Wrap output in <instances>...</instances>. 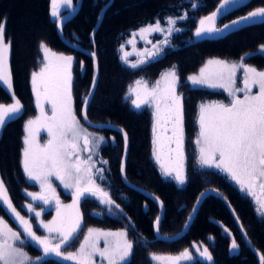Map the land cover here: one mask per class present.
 Returning a JSON list of instances; mask_svg holds the SVG:
<instances>
[{
	"label": "trees",
	"instance_id": "16d2710c",
	"mask_svg": "<svg viewBox=\"0 0 264 264\" xmlns=\"http://www.w3.org/2000/svg\"><path fill=\"white\" fill-rule=\"evenodd\" d=\"M191 1H196L198 7L193 9ZM220 3L221 0H82L76 16L63 28V37L67 41L86 50L80 52L63 43L58 23L51 17V0H0V21H6L5 40L11 42L12 94L22 105L21 113L1 130L0 178L21 215L22 205L27 201L26 192L34 187L29 184L21 161L25 123L37 113L31 74L39 65L41 44H44L56 53L73 57L74 111L89 132L107 140L100 147L99 154L107 161L105 174L113 200L120 205L122 212L121 218L110 214L97 216L94 213L99 208L97 201L86 198L80 206L82 227L103 230L127 227L134 242L128 264H153L150 259L153 253L178 256L185 250L193 257L185 264H260L253 249L264 255V218L258 214L253 200L242 194L219 170L199 168L195 158L198 104L204 100H221L225 95L219 91L191 88L187 78L212 57L226 60L244 57L247 64L264 71V54L258 51L264 45V23L246 27L216 41L195 36L199 21ZM261 7H264V0H252L220 24ZM180 16H186L183 20L178 19L175 25L181 30L171 34L170 46L165 48L162 56L135 69L120 60L121 42L132 31L155 23L157 19L165 24L168 17ZM173 66L179 77L177 92L182 95L183 103L187 178L183 185L165 177L153 159L151 112L134 110L126 99L134 80H155ZM86 96L89 101L87 121L81 116ZM11 102V94L0 86V104ZM201 193L205 195L201 197ZM62 197L69 201L63 192ZM193 214L195 217L184 237L177 241L161 238L179 235ZM161 215L157 234L154 222ZM0 217L12 229L19 230L3 208H0ZM82 231L66 249L77 245L74 242ZM233 240L238 245L235 250L231 249ZM22 247L33 257L41 255L30 244ZM204 248L208 249L211 261L201 258L200 252ZM46 261L66 264L55 259Z\"/></svg>",
	"mask_w": 264,
	"mask_h": 264
},
{
	"label": "snow or ice",
	"instance_id": "6c2138e0",
	"mask_svg": "<svg viewBox=\"0 0 264 264\" xmlns=\"http://www.w3.org/2000/svg\"><path fill=\"white\" fill-rule=\"evenodd\" d=\"M51 3L52 17L62 21L57 7L58 0H51ZM59 3L61 6H70L72 0H59ZM241 6H245L244 0H221L220 5L210 16L199 21L195 36L223 33L240 25L264 23V7H261L232 21L229 25H224L223 28L215 26L220 16ZM192 7L196 8L198 4L193 3ZM185 18L186 16L168 17L167 29L161 27V22L157 19L155 24H149L140 28L138 33H133V36L141 35L142 39H145L143 35L145 33L151 35L166 32V36L158 44L153 45L154 50H145L142 53L145 58L131 63L130 66L136 68L160 55L163 52L162 46L169 44L168 37L174 31L181 30L175 27L177 20ZM5 26L6 21H0V86L11 90V73L7 68L11 42L5 41ZM128 43L132 41L129 40ZM41 48L46 63L39 73H32L33 92L36 95L39 115L25 123V132L28 135L24 139L22 161L26 176L39 184L40 191L27 193L33 203L26 205L28 213L32 214L26 218L13 205L3 180H0V208L15 220L20 229L13 230L3 217H0V264H50L46 261L49 257L61 261H74L75 264H128L134 242L128 239L127 230L106 232L88 228L76 251L65 250L70 241L81 231L82 216L79 204L82 199L94 197L100 204L115 205L116 208L120 205L116 204L109 193L96 183L97 178L103 179L104 169L96 168L93 154L104 138L94 137L89 133L80 123L73 109V57L57 55L44 44H41ZM258 51L264 52V45H261ZM92 55L95 56V53ZM128 55L129 53H125L122 57L125 62ZM243 60L244 57H241L239 63L209 60L205 67L200 69L199 75L188 77L192 85L223 89L230 98L228 103L211 102L199 105L198 131L194 143L201 167L215 168L224 173L239 186L241 192L253 198L258 205V214L264 217V71L245 65ZM80 63L83 66V62ZM210 65H216L217 70L208 72ZM240 70L243 71L240 80L242 87L237 86V72ZM178 85L179 77L173 66L172 69L162 73L161 78L151 86L142 79L135 81L134 86H129L126 99H130L135 109L144 106L154 108L153 116L156 122L153 126L154 134L156 124L163 123L166 131L167 126H171V135L166 137L170 153L168 162L161 163V155L155 147L153 155L157 162L161 163L162 174L183 185L187 179L184 174V115L182 95L177 92ZM94 86L95 79H93ZM254 88L258 90L254 92ZM12 99L14 102L11 104H0V129L21 112L22 105L18 99H15L14 93ZM88 102L86 96L82 102L84 107L81 109V116L85 121H87ZM46 105L49 106L48 112L45 111ZM41 130L46 131L48 136L42 145L37 144L35 140L36 134ZM124 139L127 146L126 133ZM153 144H156V139L153 140ZM172 144L175 145L174 148L171 147ZM83 153L89 154L85 157ZM173 153L174 156L171 155ZM100 163L106 164L107 161ZM121 171L123 172V168ZM53 179L65 190L70 191L71 204L61 203L56 187L53 186ZM204 195L205 193H201V197ZM37 201L43 205L39 211L36 210L34 203ZM53 206L56 215L45 222L42 213L46 208ZM33 219L36 226L43 229L44 234H37L34 230ZM154 223L159 234L160 218L157 217ZM28 241L39 248L41 255L33 258L23 250L22 246ZM101 242H103L102 247ZM237 247L233 240L231 249L235 250ZM200 255L208 261L212 260L207 248H204ZM150 259L157 264L161 262L176 264L181 259L191 260L193 257L188 250H185L176 257H164L153 253ZM259 259L260 264H264V255H260Z\"/></svg>",
	"mask_w": 264,
	"mask_h": 264
},
{
	"label": "rangeland",
	"instance_id": "374dc122",
	"mask_svg": "<svg viewBox=\"0 0 264 264\" xmlns=\"http://www.w3.org/2000/svg\"><path fill=\"white\" fill-rule=\"evenodd\" d=\"M193 3H197V2H196V1H191V6L193 5ZM75 5H76V3H75L74 0H72V3H71L70 6H61V5H60V6L58 7V11H59V13H60V17L63 19V18H66V16H69V15L74 11V9H75ZM192 8H193V7H192ZM193 9H195V8H193ZM51 17H52V15H51ZM52 19H53L55 22H57L58 24H59V22L61 21V19H59V18H54V17H52ZM58 24H57V25H58ZM152 24H155V23H152ZM148 25H149V24H148ZM146 26H147V25H143L142 27H146ZM142 27H140V28H142ZM161 27L167 29V27H168L167 21L165 22V24H162V23H161ZM140 28H138V29L135 30V31H132V32L128 35V37L124 38V39L122 40L121 45H120V48H119V56H120V60H121L124 64L128 65V67H131V66H130L131 63H135V62H137L139 59L145 58L144 56H142V53H144L145 50H154V49H153V45H154V44H158V42H159V41H162V40L165 38V36H166V32H165V33H152L151 35L145 33V34H143V35L145 36V39H142V38H141V35H135V36H133V33H138V31H139ZM168 39H169V37H168ZM129 40H131L132 43H128ZM5 41H6V40H5ZM148 41H151V43H148ZM6 42H7V41H6ZM169 42H170V41H169ZM169 44H170V43H169ZM169 44H168V45H164V46H162V47H163V52H162L160 55H158L156 58H154V59H150V60H147L146 63L141 64L140 66H138V67H136V68L142 67V66H144L145 64H147L148 62H150V61H152V60H155V59H157L158 57L162 56V55L164 54V52H165V48H166L167 46H170ZM74 45H75V44H74ZM122 45H123V48H121ZM47 48H48V47H47ZM50 50H51V49H50ZM10 51H11V49L9 50V53H8V59H7V68H8L9 71H10ZM51 52H54V51L51 50ZM259 52H260V51H259ZM54 53H56V52H54ZM125 53H129V55L127 56V62H125V60L122 59V57L124 56ZM260 53H263V54H264V52H260ZM41 54H42V55H41V59L39 60V65H38V67H37L33 72L39 73L40 70L44 67V65H45V63H46L45 58H44L45 54H44V51H43L42 48H41ZM56 54H57V55H61V54H62V55L70 56V55L63 54V53H56ZM209 60H222V61H227V62H229V63H239V62H241V60H226V59H221V58L212 57V58L207 59V60L204 62V64L198 69V71H196L194 74H192V75H190V76H193V75H199V73H200V69L203 68V67H205V65L207 64V62H208ZM73 63H74V62H73ZM243 63H244L245 65H247V66L253 67V66H251L250 64H247V63H246L245 58H244V60H243ZM131 68H132V67H131ZM254 68H255V67H254ZM134 69H135V68H134ZM169 69H172V68H168V69L164 70L162 73H164L165 71H167V70H169ZM215 70H217V66H216V65H210V66L208 67V69H207L208 72H212V71H215ZM257 70H258V71H263V70H259V69H257ZM175 71H176V69H175ZM33 72H32V73H33ZM162 73H160L159 76H158V78L155 79V80H149V79H145V78H142V80L147 81V82H148V85L151 86V85L155 84V82H156L158 79L161 78V74H162ZM176 73H177V71H176ZM177 76H178V75H177ZM242 76H243V71H242V70L238 71V72H237V86L242 87V83L240 82ZM73 79H74V75H73V65H72V84H73ZM137 80H141V79H136V80H134V81L131 83V85L134 86V82L137 81ZM187 82H188V84H189V86H190L191 88H194V89H196V88H201V89H207V90L219 91V92H221V93H223V94L225 95V98H224V99H221V100L213 99V100H204V101L199 102V104H198V109H197L198 111H197V114H196V117H195L196 125H197V116H198L199 105H200V104H202V103H211V102H223V103H228V102H229V99H230V98L228 97L227 93H226L223 89H220V88H210V87H207V86H204V85H192L191 82L188 81V78H187ZM37 86H38V88H39V86H40V77H39V76H38V78H37ZM31 87H32V92H33L32 74H31ZM4 88H5V89L11 94V96H12V88H11V90H8L6 87H4ZM257 90H258V89H256V88L253 89L254 92L257 91ZM128 92H129V88H128ZM128 92H127V95H128ZM178 94H179V93H178ZM33 95H34L35 105H36V95H35L34 92H33ZM238 95H241V96H242L243 94H242V93H238ZM132 98H134V96H133ZM15 99H16V98H15ZM41 99H42V102H43V97H42ZM72 99H73V109H74L73 91H72ZM127 100L130 102V99H127ZM13 102H14V101H13V99H12V102H11V103H13ZM11 103H9V104H11ZM5 105H8V104H5ZM130 105H131V102H130ZM131 107H132L134 110H136V111L149 110V111L151 112V114H152V118H153V126H154V124H155L156 122H155V120H154V116H153V112H154V108H153V107L144 106V107H142L141 109H135L132 105H131ZM36 108H37V105H36ZM163 108H164V105L162 104V105H161V110H162V112H163ZM21 111H22V109H21ZM45 111H46V112L49 111V106L46 105V107H45ZM20 113H21V112H20ZM20 113H19V114H20ZM38 115H39V109L37 108V113H36V115H35L34 117L29 118V119H33V118H35V117L38 116ZM165 127H166V126H165L163 123L156 124L155 134H154V132H153V140L156 139V144H155V145L153 144V149H154V147H155L156 150L160 153V155H161V163H165V164H166V163L168 162V156L170 155V153H169V145H168V143H167L166 137L171 135V126H170V125L167 126V131L165 130ZM1 130H2V129H0V134H1ZM197 131H198V126H197ZM88 132H89V131H88ZM89 133H91L94 137H102L101 135H98V134H95V133H92V132H89ZM196 134H197V133H196ZM26 135H28V133L25 132V135H24V138H23V150H24V147H25L24 139H25V136H26ZM195 138H196V136H195ZM195 138H194V141H195ZM47 139H48V136H47L46 131H44V130L39 131V133H37L36 136H35L36 143H37V144H40V145L44 144L45 141H46ZM106 141H107V140L104 138L103 142L100 143L99 147L95 150V154H93V160L96 161V168H103V169H104V172H103V179H99V178H97L96 183L99 184L102 188H104V189L109 193L110 197H111L112 200H113L112 190H111V187L109 186V183H108V180H107V177H106V174H105V166H106V164H102V163H100V161H104V160L100 157L99 149H100V147H101L103 144L106 143ZM194 145H195V143H194ZM171 147L174 148L175 145L172 144ZM194 148H195V158H196V161H197V165H198V167H199V168H202V169H206L207 167H201V165L198 163V160H197V148H196V145H195ZM23 150H22V161H23ZM152 153H153V151H152ZM88 154H89V153H83V156L86 157ZM171 155L174 156V153L171 154ZM153 159H154L155 163L157 164V167H158V168L160 169V171L162 172V170H161V163H158V162H157V160L155 159L154 155H153ZM22 161H21V164H22V168H23V163H22ZM207 169H208V168H207ZM210 169L218 170V169H215V168H210ZM23 171H24V170H23ZM24 173H25V172H24ZM184 174H185V165H184ZM25 176H26V174H25ZM185 176H186V174H185ZM26 178H27L29 184H31V185L34 186L32 190H28V191L26 192V195H27L28 192H39V191H40V186H39V184H37L35 181H31V180H29L27 176H26ZM170 178H171V177H170ZM172 179H173V178H172ZM231 181H232V180H231ZM232 182H233V181H232ZM233 183H234V182H233ZM234 184H235V183H234ZM235 185H236V184H235ZM53 186L56 187L57 195L59 196L60 201H61L62 204H64V205H68V204H71V203H72V196H71V194H70V191L65 190V189L63 188V186H62V185H59V182L56 181L55 179H53ZM236 186H237L238 189H239V186H238V185H236ZM239 190H240V189H239ZM62 192H63L64 194H67V195H68L69 201L64 200V198L62 197ZM241 193L244 194V195H246L244 192H241ZM249 197H250V196H249ZM87 198H89V199H93V200L97 201L99 208L94 212L97 216H103V215H105V214H110V215H112V216H114V217H116V218H121V217H122V216H121V215H122L121 210H120L119 208H116L115 205H104V204H100L99 201H98L96 198H94V197H87ZM85 199H86V198H84V199L81 200V202H80V204H79V211H80V209H81L80 206H81V204H82V201L85 200ZM251 199L253 200L252 197H251ZM253 202H254V204H255V206H256V209H257L258 205L255 203L254 200H253ZM28 203H33V202H32V200H31V197H29V196L27 195V201H26L25 204L22 205V208H21V209L23 210V211H22V215H24L26 218L29 217L30 215H32V214L28 213V211H27L26 205H27ZM34 203H35V206H36V210H37V211H39L40 208L43 207V205H41L40 202H38V201H37V202H34ZM109 208H111V211H109ZM80 214H81V213H80ZM55 215H56V213H55V210H54V206H53V207H49V208H46L45 211L42 213V219H43L45 222H47V221H50ZM259 215H260V214H259ZM260 216H261V215H260ZM261 217H262V216H261ZM262 218H264V217H262ZM4 220H5V219H4ZM5 222L9 225V223H8L6 220H5ZM33 224H34V230L37 231V234H40V235L44 234L43 229H41V228H39L38 226H36V222H35L34 219H33ZM9 227H10V225H9ZM88 228L99 229V228H96V227H86V228H83V227L81 226V229L83 230V231H82V234H81V236L78 237V240H75V242H74V243H77V245H76V246H74V245H70L67 249H65L66 252H74V251H76V250L79 248V245H80V243L83 241V237H84V235L87 233V229H88ZM13 230H14V229H13ZM99 230H103V229H99ZM124 230H127V227H126V229H122V230H103V231H106V232H107V231L118 232V231H124ZM127 232H128V231H127ZM78 234H79V233H78ZM128 239L131 240L130 237H129V234H128ZM25 244H29V242H26ZM102 246H103V242H101V247H102ZM23 250H24L25 252H27L25 248H23ZM27 253H28V252H27ZM40 254H41V253H40ZM28 255H29L30 257H33V256H31L29 253H28ZM157 255L164 256V257H176V256H172V255H169V254H157ZM178 256H179V255H178ZM33 258H35V257H33ZM201 258L204 260V258H203L202 256H201ZM129 259H130V258H129ZM97 260H98V262H99V258H97ZM187 261H188V260L181 259V260L177 261L176 264H185ZM153 264H157V262L153 261ZM161 264H167V262H161Z\"/></svg>",
	"mask_w": 264,
	"mask_h": 264
},
{
	"label": "water",
	"instance_id": "95a60500",
	"mask_svg": "<svg viewBox=\"0 0 264 264\" xmlns=\"http://www.w3.org/2000/svg\"><path fill=\"white\" fill-rule=\"evenodd\" d=\"M251 2H252V0H244L245 6L237 7L235 10H231V11L227 12L226 14L220 16V17L216 20V22H215V26L218 27V28H223L224 25H229V24L232 23V21H234V20H238L239 18L234 19V20H231V21L226 22V23H224V24H220V22H221L222 20H224L225 18H227L228 16H230L231 14H233L234 12H236L237 10L246 7V6L249 5ZM81 3H82V0H77V3H76V7H75V9H74V12H73L70 16H68V17L62 19V21H60V23L58 24V33H59L60 37L62 38L63 43L66 44L69 48H71V49H73V50L80 51V52H86V50H84V49H82V48H80V47L74 45L73 43L67 41V40L63 37V28H64V26H65L70 20H72V19L76 16V14L78 13V11H79V9H80ZM59 5H60V3H59V0H58V5H57V7H58ZM106 8H107V6L103 9V11H102V16H103V14H104ZM215 10H216V9H215ZM215 10H214V11H215ZM214 11H212V12H214ZM212 12H211L209 15H207V16H210V15L212 14ZM102 16H101L100 21L102 20ZM207 16H206V17H207ZM240 18H241V17H240ZM260 24H263V23H256V24H250V25H240L238 28H235V29H228V30H225L223 33H214V34H210V35H209V34H205L204 36H201V37H199V38H201V39H203V40L216 41V40L223 39V38H225L226 36H228V35H230V34H232V33H234V32H237V31H239V30H241V29H244V28H246V27H250V26H254V25H260ZM5 212H6V211H5ZM6 214H7V215L9 216V218L14 222V224L19 228V225L15 222V220H14V219H13V218H12L7 212H6ZM194 217H195V214H193V215L191 216V218H190V220L188 221V223H187L185 229H184L179 235H177V236H175V237H171V238H166V237H161V238H162L163 240H167V241H177V240H179L180 238L184 237L185 234L188 232V230H189V228H190V226H191V223H192ZM161 219H162V215H161V217H160V220H161ZM81 226H82V224H81ZM19 230H20V229H19ZM28 242H29V244H30L31 246L35 247V248L40 252L39 248H38L34 243H32V242H30V241H28ZM70 242H71V241H70ZM253 252H254V254L257 256V258L259 259V257H260L259 252L256 251L255 249H253ZM40 253H41V252H40ZM47 259H55V260L61 261V260H59L58 258H55V257H49V258H46V260H47ZM259 261H260V259H259ZM61 262L66 263V264H75L74 261H61Z\"/></svg>",
	"mask_w": 264,
	"mask_h": 264
},
{
	"label": "crops",
	"instance_id": "0c3cea01",
	"mask_svg": "<svg viewBox=\"0 0 264 264\" xmlns=\"http://www.w3.org/2000/svg\"><path fill=\"white\" fill-rule=\"evenodd\" d=\"M0 180H1V178H0ZM9 226V225H8Z\"/></svg>",
	"mask_w": 264,
	"mask_h": 264
}]
</instances>
